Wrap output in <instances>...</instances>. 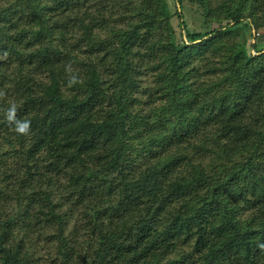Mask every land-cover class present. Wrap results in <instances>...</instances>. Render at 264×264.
<instances>
[{"label":"trees","instance_id":"obj_1","mask_svg":"<svg viewBox=\"0 0 264 264\" xmlns=\"http://www.w3.org/2000/svg\"><path fill=\"white\" fill-rule=\"evenodd\" d=\"M261 26L264 0H0V264H36L37 236L70 264L73 217L90 227L78 264H264ZM210 51L223 88L202 98L183 70ZM140 69L166 103L140 118L148 137Z\"/></svg>","mask_w":264,"mask_h":264},{"label":"rangeland","instance_id":"obj_2","mask_svg":"<svg viewBox=\"0 0 264 264\" xmlns=\"http://www.w3.org/2000/svg\"><path fill=\"white\" fill-rule=\"evenodd\" d=\"M185 8V16L186 19L189 23V28L190 29H201L205 24H202V21L200 20H194L190 15H200L201 9L196 7V6H192L190 4H185L184 5ZM200 23L202 24V27L199 26ZM214 27V25H210L209 26ZM251 29V28H250ZM241 32V31H239ZM239 32H236V35L238 39L242 40ZM238 33V34H237ZM251 33L255 34V38H257V47L258 49H263L264 48V26H261L260 29L256 31H254V29H251ZM230 38H234V37H230ZM230 38L227 40V42H229ZM232 42L235 41L231 40ZM249 44V43H248ZM245 47V49H247V53H252L254 54V52L252 51V49L248 46ZM219 52L224 53L225 52V47L220 48ZM215 56H217L214 52H207L201 55H197L195 57H193L191 59V64L186 66L184 68V72L188 73L187 76V81L189 82V87L190 88H205L204 92L199 93V97L205 98V97H209L210 94L212 93V91H217L222 89L223 87H217V85L213 86L214 82L216 80H219L218 77H220L222 74H224V71L222 72L220 70V59L216 58ZM140 72H142L143 74H140L137 78V85L133 88V91L130 94L131 97V103L129 105V107L132 109V112L135 113L137 115V117L134 119V123L138 124L139 126H141V128L143 129V134L145 135V137H148L149 133L147 129H149V126H153L155 125V123L151 124V125H147L145 128L144 125L146 121L141 122L140 118H142L143 120H148L149 118H152L154 116H157L155 114L156 110L163 108L166 106L165 101H160V99L157 97V95L161 94V90H162V81H158V87L156 88V82L154 79H152L153 77L151 76L150 78L147 76H144L145 73L147 71H145L144 69H140ZM161 79V78H160ZM135 89V90H134ZM211 92H209V91ZM204 93H207L206 95H204ZM214 93V92H213ZM193 101V99H191ZM101 102V101H99ZM106 103V102H104ZM103 103V104H104ZM180 108L183 109L184 115L182 116V118H189L190 120H193V118L195 117L196 120L193 122H198L200 119L202 120H206L209 118H213L215 115H210V114H214L215 113V108L212 107L211 104L206 105L201 107L203 109V113L200 114V110L195 111L193 110V106L191 104L188 103H180ZM260 105V103L258 104ZM257 105V106H258ZM264 108V107H263ZM171 112V111H170ZM159 113V112H158ZM91 116H97V110H92L91 112ZM219 118V117H217ZM216 118V119H217ZM203 124V123H202ZM195 124V127L190 129V133L195 132L196 130H201V125ZM183 134V133H182ZM183 136V135H182ZM198 142V141H196ZM152 145V143H150V146ZM165 150L167 152H171L170 149L165 148ZM186 155L190 158V159H197L199 157V153L198 150H189L188 152H186ZM135 159L137 160H141L137 157V155H135ZM239 190L244 191V186H240ZM63 212H67V209H65ZM71 213H68V216H70ZM80 223H76L75 224V219L74 217L70 219V223H69V228L67 229L66 234L69 235L70 237V248L72 250V255H73V261L70 264H78L77 262L80 260L81 256H83L84 251V247L86 245H81V242L83 241L84 238V234H87L88 231H83L84 228H86V230H89V226H87L86 224L82 225L80 224V227L77 226ZM77 226L75 228L78 229L79 232L74 233V226ZM73 228V230H72ZM75 237V238H74ZM49 238V237H48ZM32 242L34 244V248L31 249V253L35 254L36 256V264H61L62 260L61 259H57L56 261H54V258H57L56 256V246H57V241L56 239L52 240V244H47V242L43 239V237L37 236L34 237L32 239ZM191 246L187 248V245L183 247L182 251L183 252H188L191 251Z\"/></svg>","mask_w":264,"mask_h":264},{"label":"clouds","instance_id":"obj_3","mask_svg":"<svg viewBox=\"0 0 264 264\" xmlns=\"http://www.w3.org/2000/svg\"><path fill=\"white\" fill-rule=\"evenodd\" d=\"M27 127H28L27 122H25L24 125H23V127H21L19 129V131H21V132L27 131Z\"/></svg>","mask_w":264,"mask_h":264}]
</instances>
